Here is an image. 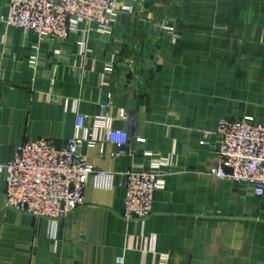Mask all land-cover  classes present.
<instances>
[{
    "label": "crops",
    "instance_id": "crops-1",
    "mask_svg": "<svg viewBox=\"0 0 264 264\" xmlns=\"http://www.w3.org/2000/svg\"><path fill=\"white\" fill-rule=\"evenodd\" d=\"M248 1L119 0L133 10L120 12L112 34L84 21L64 43L0 22V162L28 140L64 146L77 113L91 127L109 93L112 124L130 136L117 155L120 146L93 130L83 152L115 173L116 186L91 178L84 205L59 222L54 239L48 218L7 205L0 172V264H161L162 255L167 264H264V193L210 173L220 120L264 121V26L250 29ZM7 10L0 0V14ZM146 152L170 159L165 183L147 219H126L117 183L149 165Z\"/></svg>",
    "mask_w": 264,
    "mask_h": 264
},
{
    "label": "built area",
    "instance_id": "built-area-1",
    "mask_svg": "<svg viewBox=\"0 0 264 264\" xmlns=\"http://www.w3.org/2000/svg\"><path fill=\"white\" fill-rule=\"evenodd\" d=\"M133 5H119V0H8V10L0 14V22L7 27L33 32L40 38L62 43L77 31L84 22L96 24V31L110 35L120 12H131ZM170 33L175 41L177 35ZM264 41V36L262 37ZM119 61L114 56L105 67L112 71ZM112 105L109 93L97 102L93 124H86L87 116L77 113L76 132L64 146L53 140L38 138L18 146L16 153L6 162H0V172L6 181V203L15 211L36 217L48 218L51 222L50 236L54 239L59 222L69 213L81 208L84 189L92 178L94 185L102 189L116 186L115 173L105 171L89 163L83 149L93 143V130L105 131L106 140L120 146L117 155L127 152L129 133L112 124L107 110ZM120 117L126 118L124 108ZM207 132V137H209ZM218 164L210 173L222 180L252 183L255 193H264V121H255L253 116L222 119L218 123ZM137 142L145 139L138 137ZM203 143L208 144L206 139ZM148 166L135 165L124 174L117 185L124 189L123 216L126 219L144 221L153 212L155 192L164 186L161 168L170 159L153 152ZM161 264H167L168 255H162Z\"/></svg>",
    "mask_w": 264,
    "mask_h": 264
},
{
    "label": "rangeland",
    "instance_id": "rangeland-1",
    "mask_svg": "<svg viewBox=\"0 0 264 264\" xmlns=\"http://www.w3.org/2000/svg\"><path fill=\"white\" fill-rule=\"evenodd\" d=\"M250 29L256 25L264 26V0H249ZM259 3V4H257ZM259 21V22H258Z\"/></svg>",
    "mask_w": 264,
    "mask_h": 264
}]
</instances>
